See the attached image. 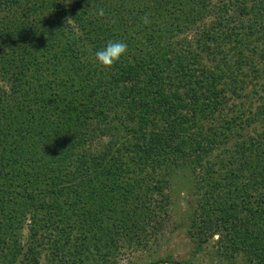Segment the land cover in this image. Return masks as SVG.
<instances>
[{
    "label": "trees",
    "instance_id": "1",
    "mask_svg": "<svg viewBox=\"0 0 264 264\" xmlns=\"http://www.w3.org/2000/svg\"><path fill=\"white\" fill-rule=\"evenodd\" d=\"M178 180L199 243L264 264V0H0V264H114Z\"/></svg>",
    "mask_w": 264,
    "mask_h": 264
},
{
    "label": "rangeland",
    "instance_id": "2",
    "mask_svg": "<svg viewBox=\"0 0 264 264\" xmlns=\"http://www.w3.org/2000/svg\"><path fill=\"white\" fill-rule=\"evenodd\" d=\"M171 215L162 233L145 249H122L114 264H147L149 260L167 258L188 264H246L242 254L231 257L217 253L213 238L199 243L190 233L189 218L194 204V190L179 180L174 185ZM215 237V236H214Z\"/></svg>",
    "mask_w": 264,
    "mask_h": 264
},
{
    "label": "clouds",
    "instance_id": "3",
    "mask_svg": "<svg viewBox=\"0 0 264 264\" xmlns=\"http://www.w3.org/2000/svg\"><path fill=\"white\" fill-rule=\"evenodd\" d=\"M103 15V10H100ZM128 51V45L124 41H108L106 46L95 53L96 61L104 68H111Z\"/></svg>",
    "mask_w": 264,
    "mask_h": 264
}]
</instances>
